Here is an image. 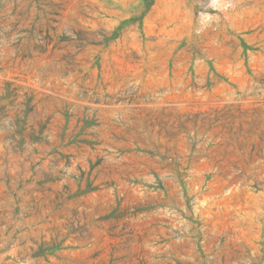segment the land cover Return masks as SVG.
I'll return each instance as SVG.
<instances>
[{
    "label": "rangeland",
    "instance_id": "obj_1",
    "mask_svg": "<svg viewBox=\"0 0 264 264\" xmlns=\"http://www.w3.org/2000/svg\"><path fill=\"white\" fill-rule=\"evenodd\" d=\"M0 264H264V0H0Z\"/></svg>",
    "mask_w": 264,
    "mask_h": 264
}]
</instances>
